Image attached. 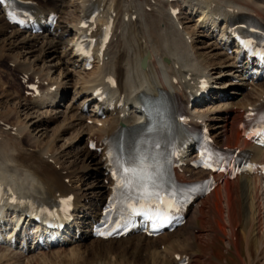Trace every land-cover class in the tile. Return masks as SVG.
I'll use <instances>...</instances> for the list:
<instances>
[{
  "label": "bare ground",
  "instance_id": "bare-ground-1",
  "mask_svg": "<svg viewBox=\"0 0 264 264\" xmlns=\"http://www.w3.org/2000/svg\"><path fill=\"white\" fill-rule=\"evenodd\" d=\"M38 2L40 3L41 9L44 11L55 8V5H53L54 0H39ZM113 2L114 5H112ZM181 2L188 8L187 14L189 15L185 18L187 20L186 22L192 20L193 14L198 13V19L194 22L198 24L199 30L205 34L207 39L214 35V33L218 35V43H210L208 48L214 47L221 52L228 50L231 46L235 51L233 44H230L232 36L229 33H225L227 21L224 16L227 13L228 16L232 14V12L225 10L226 6L245 12L256 13L258 18L264 23V0H181ZM211 2L215 4L219 3L222 8L219 6L218 8H211ZM110 5L114 7L118 14L120 11L123 12L122 20L118 21L117 29L119 32L116 30L113 38L114 40L112 39V42L108 46L106 53L107 59L102 65H94L88 77L83 76L75 83L74 86L79 84V87L75 95H73L72 100L76 98V96L82 97L76 107H73L71 104L67 106L66 110L69 111V115L64 117L63 125H61L59 130L60 133H56L57 136L52 143L58 141L61 134H64V132L72 130V140L79 139L81 143L84 140L85 146L87 144V139H93L94 136L98 137L97 141L101 139L102 136H106V142L108 141L110 144L113 140H117L118 138L117 134L112 133L117 124L123 123L129 128L136 127L130 130V132L132 131L131 136L126 145L119 142L123 153H128V156L125 158V161L121 163L123 170L118 176L121 183L117 185V195L122 197V199L114 207L113 214L110 217V221H114L116 218L126 217L131 211L136 210V208L140 206L148 207L153 200L150 198L145 200L143 196L140 197L141 200H138L136 195L137 192L144 193L143 190H146L150 186L160 189L170 201H175L180 197L182 185L170 176L173 169L168 167V161L173 154V145L169 143V139L172 136L174 139H177L184 132L181 134L180 130L177 135H174V132L173 134H169L165 131L171 130V116H175L174 113L178 110L179 104H182L184 100V93L186 90L184 73H190V70H193L195 73H201L211 84H217L223 77L227 78L228 81L220 82L217 84L218 87H211L209 89L211 90L210 93L214 92L213 95L219 94V92H216L217 89L222 90L232 87L237 90V92H235L236 95H241V92L238 91H240V89L242 90L243 86L250 87V90L245 95L247 99H245L244 102L231 103L230 97H219L217 100H220V103L216 107L199 113L201 114L200 117L203 118L212 130L216 141L226 146H249L246 141L240 138L237 125L241 119V109L247 105H253L258 102L264 95V82L257 81L255 84H245V81H243L245 73L243 75L238 73L237 70L239 67L236 66V56L234 53L231 58L225 56L224 53H221L219 56L216 55V60H224V62L221 63L220 67H217L216 70L219 71L217 75H214L216 74L215 72L211 73L214 68L208 72L207 69L209 68L205 69L204 64H202L203 61H200L201 54L199 49L205 47L199 48L198 40L196 38L193 39V36H189V33L186 32L184 27L185 22L182 23L179 16L176 24L171 21L167 12V7L172 4H169L168 0H110ZM172 6L179 7L175 3ZM215 9L219 14V18L224 19L221 25L218 23L219 20L214 17ZM57 11L59 14L63 13V9H57ZM224 11L227 13H223ZM18 12L22 14V17L25 15L20 7L16 9L15 14L19 15ZM126 15H128L127 21H125ZM134 16H136L135 20H133ZM60 18L62 17L59 16L57 23L52 29L48 28L40 35L37 34L32 37H26L27 33L13 29L12 35H10L8 39L10 45L12 44L14 47H17L18 44L21 48L30 50V53L37 50L39 53L38 60L43 61V56L45 54H48L50 57L55 55L57 47L64 44L65 40L63 39L65 36L72 34L70 39H67L68 42L66 41L70 43L71 46H69V58L60 59V57L57 56V64L53 66L59 69V73L57 74L58 78L62 75V77L66 79L69 74H71L72 69H74V64L83 69L78 58L74 56V52L72 51V44L75 40L74 36L79 17L77 16L75 20H73L74 23L71 24L70 28L66 26ZM0 23L2 29H11L7 27V24L4 22L1 11ZM194 26L196 25L194 24ZM21 36V41H18L17 39ZM224 36H226V41L223 39ZM186 37L190 40H187ZM39 41L41 42L39 47L37 49L34 48ZM145 54H148L149 57L146 68L142 70L139 63ZM205 58L206 57H203V59ZM205 61H208V64L210 62V60L207 59H205ZM14 64L15 70L22 74H28L31 70H34L31 64H20L16 61H14ZM106 74H113L116 77L117 92L119 94H124L125 97L124 105L121 108H114L110 113H105L107 114V118L101 120L100 115L102 112H107V110L105 108H100L102 111L98 112L97 109L102 106L95 102L88 91L94 85L101 83L103 76ZM35 75H40V73ZM233 76H237L241 83L234 84ZM58 78L52 79V84L58 85V89L54 94L44 95L40 98H34L30 95L29 103H34V105L32 104L33 107L45 106L57 109L65 98L66 92L62 86H59ZM174 79L178 82L174 83ZM41 80L43 81L42 78ZM58 96H60V99L57 101ZM16 97H18V94ZM37 102L42 103L38 105ZM91 103L92 110L90 112L88 111L89 113H85V106ZM238 110L240 111L239 113H237ZM123 113L124 116L120 117ZM230 113H234V115L230 117ZM54 118L55 117H46V119H42L38 122V124H40L39 127L45 126ZM88 120L91 121L90 125L86 123ZM258 120L261 121L263 118L260 117ZM100 122L105 123V126L99 127L98 123ZM148 122L150 124H148ZM160 122L162 123L160 124ZM213 122L216 123L212 125ZM136 124L138 125L135 126ZM152 125L156 127L150 132L149 139L146 140L144 133L151 130ZM22 128L19 127L13 130V127H11L10 130L15 131L13 134H8V132L5 134L7 136L3 137H1L3 134H0V181L3 182L7 180L15 191H19L20 193H32L34 198L38 201L46 200L52 202L59 196L74 194L76 197L75 207L78 213H82L81 216L82 219H84L82 225L91 223L93 219L97 218V208L105 202L108 194L107 187L109 183L103 185L99 179L101 178L103 181L107 179L104 174L105 162L102 159L103 153L90 152L86 147L80 150L81 156L84 157V160H87L86 163L83 161V166L85 168H93L97 174L96 185L99 189L98 193L96 192L97 195H95V200L98 201L96 204H98V206L87 213L84 212L85 209L79 210L83 205L82 202L87 199L86 194L84 192L82 193L81 189L75 190L72 187H68L65 183L67 179H69L70 183L71 178H74L75 174L64 169L62 166L59 169L56 168L59 165L60 158H62L60 153L58 156L57 152L52 150V143L40 147L37 144L38 141L30 142L26 140L24 135L25 132H23L26 128ZM19 138L22 139L19 140ZM144 141L145 143H143ZM117 146L119 147V145ZM250 147H252L255 153L254 160L264 161V148L253 145ZM26 148L31 150H26ZM133 149L134 153L131 152ZM207 153L208 150H206V154ZM125 169H129L130 171L126 174ZM63 171H65V173H63ZM263 182L264 181L259 177H250L246 175L240 176L233 181L225 180L223 185L215 188L207 198H214V211L222 222L226 221L233 226L236 220L235 215L240 214L241 210L245 222L253 224L257 222L262 226L263 220L259 197ZM147 194L153 196L151 193ZM160 202L166 209L168 203L166 201ZM9 211L15 216V220L14 223H12L13 226L9 228L10 236L7 234L9 237L7 236L8 238H6V241L9 240L10 243L12 242L13 232L15 228L19 226L21 229L16 236L17 239L24 236V241L26 243L31 240V238L35 240L33 236L30 235L32 229L30 230L27 228L29 223L22 219V214L15 208L12 209L11 205H0V221H5V215L7 216V212ZM202 213L203 212L199 210L197 205L190 209L186 222L182 227L176 229L171 234L164 233L152 240H164L170 238L177 232H187L186 229L188 227L194 230V227H196L195 225L198 223L195 216L199 214L200 218H202ZM213 218L215 217L213 216ZM75 224L76 221L73 223V226ZM9 226L10 224H8V227ZM75 229L77 230L74 235L72 234L73 236H76L80 231L79 225L75 226ZM88 234L85 231L80 232L77 237L78 243L75 241L76 238L73 239L71 237L67 245L79 244L80 241L89 238ZM147 239L148 238L142 235H128L125 238L106 241L95 239L89 247L90 249L100 248L106 252H111V244L113 242L131 243L135 241L137 244L141 245V243ZM9 242H7V244ZM177 242L178 241L175 240V243L162 247L165 256L171 254L173 258L176 254V252H174V247H176L175 245ZM8 245L10 246L11 244ZM9 246H7V249ZM51 248L39 249L35 247L34 249L38 251L39 254L32 257H29L28 254L30 252L32 253L33 250H30L27 246L18 253L14 252L15 249H17L16 247L10 252H8L7 249H0V264H51L53 255L61 256L62 254H65V258L68 256L70 259L69 261L73 264L86 263L85 259L79 256L76 251L74 253L73 249L66 254L63 248L60 252H52ZM152 248H154L153 245H150L148 248L151 252V258L157 260V257L161 256L163 253L161 252L160 254L156 249ZM46 250L47 252H45ZM172 261L175 262L174 260Z\"/></svg>",
  "mask_w": 264,
  "mask_h": 264
},
{
  "label": "rangeland",
  "instance_id": "rangeland-1",
  "mask_svg": "<svg viewBox=\"0 0 264 264\" xmlns=\"http://www.w3.org/2000/svg\"><path fill=\"white\" fill-rule=\"evenodd\" d=\"M53 3L58 9H63V13H61V20L65 23L66 26L70 28L71 24L74 23L73 20H75L79 13V0H54ZM181 8V20L182 22H185L184 27L186 29V32L189 33L190 36H193V39L196 38L198 40L199 48L205 47L199 49V52L201 54L200 61L202 60V64H204V66L206 65L205 69L209 68L207 69L208 72H210V70L214 68L211 73L215 72L216 74L214 75H217L219 71L216 69L217 67L221 66V63L224 62V60H216V55L219 56L221 55V53H224V55L229 58L233 57L232 55H230L231 53L229 50H233L232 46L227 51L223 52L216 50L214 47L208 48L210 43L217 42L218 35L214 34L207 39L205 34L201 30H199V28L194 26V24H197L194 21H196L198 18L196 19V17H194L193 15L192 20L186 22L187 20L185 18H187L188 16L186 15V10L188 8H186V10L183 9V6H181ZM1 26L2 25L0 23V81L2 82H0V120L2 119L3 121L5 120L6 122L14 124L18 128L25 127L26 129H24L23 132H25L24 135L26 140H29L30 142L38 141L37 144L40 147L47 146V144H51L54 138L57 136L56 133L59 132L61 125H63L64 117H67L69 115V111L66 110L67 106L71 104L73 105V107H76V105H78V103L80 102V98L82 96H76V98L72 100L73 95H75L79 87V84L74 86L75 83L78 82V79L83 76L88 77V74H90L92 69L89 72H83L81 71L82 68L78 66L72 69L71 74H69L68 78L64 79L62 75L58 78L57 74L59 73V69L53 66L57 64V56L60 57V59L69 58V49L71 46L70 43H67V39L69 40L72 34L65 36V38L63 39L65 40V42L63 41L64 44L57 47L55 55L50 57L48 56V54H45L43 56L44 60L42 61L38 60L39 53L37 50L30 53V50H28L27 48H21V46H18V44L17 47H14L12 44L10 45L8 37L12 35L13 29H2ZM26 37H28V35H26ZM21 38L22 36L17 40L21 41ZM40 43L41 42L39 41L34 48L37 49ZM203 57H206L205 59L210 60L209 64L207 63L208 61L206 62L205 59H203ZM14 61L20 64H31V66L34 67L33 69L35 71L39 72L42 77H45L43 81H51L54 78H58L59 86H62L66 92L65 98L57 107V109L45 106H43L44 108L33 107L34 103H32L33 105L29 103V96L27 98L21 96L22 93L24 94V91L22 92V88L19 84V78L17 76L18 73L16 71H13V69L10 70V66L12 63H14ZM19 74L22 76V78H24L29 73L22 74L20 72ZM223 78L219 80L217 84H219L220 82L228 81L227 78ZM217 84H212V87H218ZM245 91L248 92V88L245 89ZM216 92H221V89H217ZM235 92H237V90L228 91V97H230L231 103H239L240 101L244 102L245 99H247V97H245L247 92H241V95H236ZM17 94L18 97H16ZM41 103L39 102L38 105ZM218 104V101L203 103L202 106L198 107L199 112L202 113V111L210 110L211 108L216 107ZM85 107H91L92 110V103L86 105ZM239 112L240 111L238 110L237 113ZM85 113H87V110L85 111ZM233 115L234 113L229 114L230 117H232ZM46 117L55 118L45 126L43 125L39 127L40 124H38V122L44 118L46 119ZM215 123L216 122H213L212 125H214ZM87 124L89 125L90 123L87 122ZM2 131L3 130H1L0 128V134H3L1 137L7 136L5 134H7L8 132L3 133L4 131ZM71 132L72 130H68L64 132V134H61L59 140L52 143V150L56 151L58 156L59 153L62 156V158H60L59 160L57 169L61 168L62 166L64 169L75 174V177H72V180H70L73 188H75L76 190L81 189V192H84L87 196V199L82 202L83 205L79 210L85 209L84 212L89 213L94 208H96V206H98V204H96L98 203V201L95 200V195H97L99 191L96 185L97 174L95 173V170L93 168H85L83 166V161L85 163L87 162V160H84V157L81 156L82 154H80V150L82 148H85V144L83 142L84 140L82 141V143L79 141V139L72 140L73 132ZM8 134H13V131L10 130ZM21 139L22 138H19V140ZM27 149L31 150L29 148H26V150ZM63 173H65V171H63ZM99 179L103 185H106L101 178ZM87 200L88 202H86ZM213 202L214 198L206 197L204 200H202V206H199V210L203 212V217L200 218V216L198 215L195 217L198 223L197 225H195L196 227H194V229L196 228L194 232H192L193 230L191 229V227H188L186 229L187 232H178L177 234H173L170 238L164 240H152L148 238L147 240L143 241L141 245L137 244L135 241L131 243L113 242L111 244V252H106L105 250H102L100 248L90 249L89 246L95 239H85L84 241H80L79 244H68L69 246L66 245V247L64 248L55 247L52 248L51 251L60 252L63 248L65 249L67 254L71 249H73L74 253L76 251L79 256L85 259L86 263L84 264H174L175 262H172L173 258L171 254H168V257H170L172 260L170 258L167 259V256H165L163 253L164 250L162 249V247H166L169 244L171 245V243H175L176 240L178 242L175 245L176 247H174V252L188 253L190 256L189 264H264V182L261 185V192L259 197V202L261 203V216L263 220L262 226L257 222H254V224L245 222L243 220L241 210L240 214L235 215L236 220L233 226H231L226 221L222 222L214 211ZM86 204L87 208H85ZM81 214L78 213L77 217H80V219L82 220V224L84 223V219H82ZM213 216L215 218H213ZM77 220L74 228L75 226L80 225L79 223H77ZM79 228L81 231V226H79ZM76 230L77 229H75V232ZM75 232L72 231L71 233L74 235ZM7 234L9 235V233ZM73 235L71 237L73 239L76 238L75 241H77V237ZM7 236H5V241L6 238H8L10 235L8 237ZM71 237H69V241L71 240ZM8 241L9 240H7V242ZM0 242V249L6 250L7 245L3 243L2 239H0ZM150 245H153L154 248L152 249H156L160 254L161 252L163 253L161 254V256L157 257V260H153L151 258V252L150 250H148ZM187 246L189 247L186 248ZM8 249V252L12 251V248L8 247ZM14 252L18 253L20 251L15 250ZM32 252L33 253L30 252L28 254L29 257L39 254L37 253V251H35V253L34 251ZM64 255L65 254H62V257L53 255L51 258V264H73L69 261L70 259L68 258V256L67 258H65Z\"/></svg>",
  "mask_w": 264,
  "mask_h": 264
},
{
  "label": "water",
  "instance_id": "water-1",
  "mask_svg": "<svg viewBox=\"0 0 264 264\" xmlns=\"http://www.w3.org/2000/svg\"><path fill=\"white\" fill-rule=\"evenodd\" d=\"M146 63V57H144L141 61V66L144 68Z\"/></svg>",
  "mask_w": 264,
  "mask_h": 264
},
{
  "label": "snow or ice",
  "instance_id": "snow-or-ice-1",
  "mask_svg": "<svg viewBox=\"0 0 264 264\" xmlns=\"http://www.w3.org/2000/svg\"><path fill=\"white\" fill-rule=\"evenodd\" d=\"M130 170L129 169H125V173L127 174Z\"/></svg>",
  "mask_w": 264,
  "mask_h": 264
}]
</instances>
